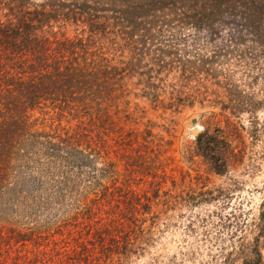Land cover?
Returning a JSON list of instances; mask_svg holds the SVG:
<instances>
[{"label": "trees", "instance_id": "1", "mask_svg": "<svg viewBox=\"0 0 264 264\" xmlns=\"http://www.w3.org/2000/svg\"><path fill=\"white\" fill-rule=\"evenodd\" d=\"M261 6L264 0H0V208L20 190H37L21 178L34 168L45 179H62L65 168L86 174L77 190L94 196L77 201L74 235L64 233L68 221L44 223V242L32 226L4 231L9 238L0 232V264H127L153 241L168 210L225 198L226 189L207 186L209 173L241 165L264 128L253 115L264 107L253 88L264 82ZM225 14L238 18L236 34L248 36L230 64L241 69L243 88L232 72L218 77L175 58L182 29L216 35ZM193 105L202 128L176 148L173 116ZM241 113L249 115L246 126L232 118ZM251 224L253 236L241 238L235 253L239 264H264V201ZM8 241L38 244L7 257Z\"/></svg>", "mask_w": 264, "mask_h": 264}, {"label": "rangeland", "instance_id": "2", "mask_svg": "<svg viewBox=\"0 0 264 264\" xmlns=\"http://www.w3.org/2000/svg\"><path fill=\"white\" fill-rule=\"evenodd\" d=\"M259 9L264 10V6ZM223 18L225 23L218 27L220 32L216 35H210L204 29H182L184 39L178 43L175 58L180 60V64L185 62L186 67L215 71L218 77L232 72L231 82L243 88L241 69L230 64L237 59V54L245 49L248 44L245 38L248 36L235 33L239 28L234 24L239 21L234 14H225ZM245 81L247 82L246 79ZM253 88L254 98L261 100L264 97V82L257 79ZM258 88H262L263 92ZM224 97L226 98V95ZM200 112L201 110L193 105L184 107L180 113L173 116L176 148L193 139L196 135L191 133L193 127H198L199 130L202 128ZM253 115L263 123L264 107H258ZM248 116L241 113L232 118L246 126ZM258 128V139L251 146L254 153L248 154V159H244L241 165L225 174L209 173L207 186L226 189V197L193 207L181 206L168 210V218L160 220L153 241L127 264H221L226 256L232 258L230 264L240 263V258L235 253L237 244L241 238L242 242H245L253 236L251 223L255 222L259 204L264 201V128ZM64 170L66 172L62 179H59V175L45 179L36 168L27 170L26 174L22 175L24 184L29 185L34 181L37 190L31 192L20 190L17 199L14 198L16 200L6 201L2 206L3 210L0 208V232H3L5 237L9 238L4 232L8 229L19 231L26 226H32L34 230L36 229L35 236L41 235L38 241L44 242L49 239L50 233L42 235L43 225L49 221L52 228L68 221L66 228L63 227V230H66L65 234L74 235L76 230L81 229V225L75 223L80 220L71 218V215L76 212L75 206L82 196L87 195L90 199L94 196L77 190L80 178L83 180L86 174H77L75 169L69 174L67 168ZM49 172L52 173L51 170ZM50 177L52 176H48ZM217 217H220V220ZM236 220L240 225L244 224L240 229L235 227ZM32 241L23 243L8 241L10 246H4L9 254L6 256L14 257L23 251L27 254L33 250L34 244H38ZM49 245L54 248L53 243ZM2 248L3 244L0 243V250Z\"/></svg>", "mask_w": 264, "mask_h": 264}, {"label": "water", "instance_id": "3", "mask_svg": "<svg viewBox=\"0 0 264 264\" xmlns=\"http://www.w3.org/2000/svg\"><path fill=\"white\" fill-rule=\"evenodd\" d=\"M198 131H199L198 127H193V128L191 129V133H193V134H197Z\"/></svg>", "mask_w": 264, "mask_h": 264}]
</instances>
